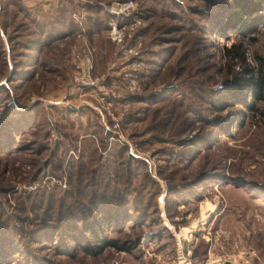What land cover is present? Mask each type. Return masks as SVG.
I'll list each match as a JSON object with an SVG mask.
<instances>
[{"label":"rangeland","instance_id":"rangeland-1","mask_svg":"<svg viewBox=\"0 0 264 264\" xmlns=\"http://www.w3.org/2000/svg\"><path fill=\"white\" fill-rule=\"evenodd\" d=\"M228 2L0 0V226L18 236L0 240V264H264V101L212 104L260 66L264 17L241 31ZM50 19L60 30L38 34L32 20ZM78 50L92 86L74 82ZM94 174L129 201L95 229L135 240L129 252L85 253L80 221L67 230L55 202L34 203L78 177L87 200ZM41 221L60 227L34 241Z\"/></svg>","mask_w":264,"mask_h":264},{"label":"trees","instance_id":"trees-1","mask_svg":"<svg viewBox=\"0 0 264 264\" xmlns=\"http://www.w3.org/2000/svg\"><path fill=\"white\" fill-rule=\"evenodd\" d=\"M227 7H229V13L227 16L228 19H230L228 24H239V26H241V31L246 32V30L253 29L256 25L262 22L264 17L262 13L261 15L258 14V11L264 7V0H229ZM50 20L51 21L46 20L43 22L32 20L33 22L35 21V26L38 27V34H46V36L49 37L47 35L48 31L44 29L46 27V23H50L49 29L51 30L54 29V26H57L55 25L56 23L53 21V19ZM61 21H63V23L66 22L68 25L73 24L72 20L70 19ZM52 22L53 24H51ZM56 28L60 30L61 27L59 28L57 26ZM34 33L36 34V31ZM36 39L37 37L34 38V41ZM47 39H45V42L48 41ZM32 45L30 44V46L38 51H40L43 46L40 40H38L36 43H32ZM52 59L53 58L48 55L44 59V62H50ZM232 84L234 86L232 91H229V89L225 88L222 93L213 100L212 104L215 107L223 108L233 102V99L238 96L243 99L242 102L248 108H255V104L257 102L264 101V58L257 69L254 67H245L244 73L241 76L234 78L232 80ZM231 120H229L226 125L230 124ZM122 149L123 147H119V153H121L120 150ZM81 162L82 164H78L79 169H81L82 166L84 167L89 165L90 161L86 162L82 159ZM97 179L98 177L96 174H94V179H92L90 183L86 185L89 188L87 190L91 195V197H88L87 200H85L83 197L85 194L83 193V188L87 182H84L83 178L78 177V184L74 188L67 190V195L60 197L58 203L56 202L57 199H54V194L44 191H40V198H37L34 203L42 200H47V203L51 201L55 202V205L52 208L57 211V219L61 218V222L64 224L67 230L69 228L70 230L79 228V226L74 224V221H80L82 224V229L89 231L87 236H82L83 240L78 239L79 245L85 253L97 256L100 255V253L106 247L129 252L135 246V240H121L117 237L100 235L95 229V227L99 225V222L109 224L111 222L114 223V221L119 220L121 217L124 218L129 210V208H125L127 207V204H129V201L127 202L128 199L124 198L122 192H119L120 189L115 186V183L111 185L106 182L102 183L97 181ZM91 185H99L101 188L95 187V189H93L91 188ZM73 199L75 202H73ZM91 212L94 213V216H92V219L89 220L91 217L90 214L92 215ZM39 225L40 226H38V228H34V230L31 232L32 238H36L34 241H37L40 235L48 234L49 232H53V230L57 231L58 227H60L59 225L50 224L46 221H41V224ZM0 240L2 243H11V249H16L17 245L15 247V244L18 242V236L10 226L4 224L0 226ZM64 252H68L67 248L64 250Z\"/></svg>","mask_w":264,"mask_h":264},{"label":"built area","instance_id":"built-area-1","mask_svg":"<svg viewBox=\"0 0 264 264\" xmlns=\"http://www.w3.org/2000/svg\"><path fill=\"white\" fill-rule=\"evenodd\" d=\"M52 1H58V0H52ZM121 5V4H120ZM129 4L128 2H123L120 7L117 9L119 11H122V9L128 8ZM112 38H116L118 35V31L114 28L111 30ZM74 65H75V73H74V82L77 84H83V85H94V81L91 77V57L87 53V51L78 50V53L75 55L74 59ZM105 93V92H104ZM106 112L107 114L111 115V102H107L106 104Z\"/></svg>","mask_w":264,"mask_h":264}]
</instances>
